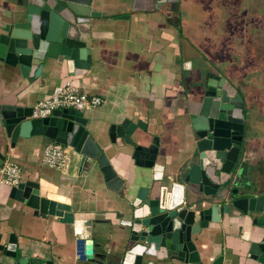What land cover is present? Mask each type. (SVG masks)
<instances>
[{
	"label": "crops",
	"instance_id": "0c3cea01",
	"mask_svg": "<svg viewBox=\"0 0 264 264\" xmlns=\"http://www.w3.org/2000/svg\"><path fill=\"white\" fill-rule=\"evenodd\" d=\"M134 1H77L88 7L91 18L81 26L91 50V67L84 75H76L62 57L32 66L27 78L19 67L0 65V155L5 157L0 168L5 160L18 165L22 183H37L42 198L69 206L74 219L64 223L56 215L36 214L12 196L13 187L0 183V245L8 247L12 236L18 258L93 264L78 257L83 242L92 238L97 261L121 264L130 245L121 217L127 219L136 191L150 186L153 172L136 165L125 139L114 141L111 135L125 120L142 122L146 130L138 128L132 135L135 145L157 146L165 156V174L174 175L188 152L189 102L211 73L225 77L244 99L240 182L252 197L264 194V91L256 72L264 56V32L257 36L253 23L264 0H179L177 11L170 4L154 3L153 8L147 0L134 8ZM14 2L0 0V33ZM247 23L250 30L244 29ZM68 83L104 101L83 117L124 181V196L107 187L94 162L81 164L72 148L68 167L57 170L41 162L52 143L46 137L20 138L12 145L6 123L33 119L37 104ZM263 234L251 217L234 209L193 239L204 264L219 257L223 264H258L250 249ZM12 261L0 251V264Z\"/></svg>",
	"mask_w": 264,
	"mask_h": 264
},
{
	"label": "water",
	"instance_id": "95a60500",
	"mask_svg": "<svg viewBox=\"0 0 264 264\" xmlns=\"http://www.w3.org/2000/svg\"><path fill=\"white\" fill-rule=\"evenodd\" d=\"M78 0H15L10 15L1 27L0 65L19 67L27 78L32 66L41 67L48 58L62 57L76 75L91 67V50L82 39V25L91 22L90 10ZM143 0H135L134 8ZM149 4H170L179 10V0H147ZM83 4V5H81ZM176 7V9H175ZM124 18V17H121ZM61 92L59 89L54 97ZM189 102L190 136L188 152L180 169L165 174V156L155 145H135L132 135L145 124L125 120L111 137H121L133 148L138 167L153 172L150 186L140 187L127 219L120 225L129 235V250L121 264H156L160 261L180 264H204L194 237L232 210L251 217L264 233V194L252 197L241 186V155L245 141L246 115L242 95L225 78L211 73L198 84ZM83 113L56 110L45 119H27L6 123V132L15 146L20 138L42 136L64 148H72L81 164L92 161L104 175L107 187L125 195L120 179L86 128ZM116 140V139H115ZM114 140V141H115ZM0 159L5 157L0 155ZM12 196L33 208L36 214L56 215L64 223H73L71 208L42 198L37 183H21ZM1 239V238H0ZM82 259L88 263L106 264L95 259L94 239L83 242ZM0 251L12 264H54L38 258H18L16 240L11 236L8 247ZM252 259L264 264V234L250 249ZM211 264H223L219 257Z\"/></svg>",
	"mask_w": 264,
	"mask_h": 264
},
{
	"label": "built area",
	"instance_id": "2783aa9c",
	"mask_svg": "<svg viewBox=\"0 0 264 264\" xmlns=\"http://www.w3.org/2000/svg\"><path fill=\"white\" fill-rule=\"evenodd\" d=\"M102 98L97 96H89L82 93L72 83H68L57 97L41 101L34 109L33 118L45 119L52 116L56 110H74L81 113L96 109L103 105ZM68 148H64L54 142L50 143L41 154V162L43 165L57 170H65L69 165ZM0 183L9 187H18L22 183V173L18 165L5 160L0 168ZM83 245L79 251V258L83 256Z\"/></svg>",
	"mask_w": 264,
	"mask_h": 264
},
{
	"label": "flooded vegetation",
	"instance_id": "af4514ba",
	"mask_svg": "<svg viewBox=\"0 0 264 264\" xmlns=\"http://www.w3.org/2000/svg\"><path fill=\"white\" fill-rule=\"evenodd\" d=\"M264 10L262 9L260 13H258V16H256V19L253 17L254 21V25H255V31L254 33H257V36L258 35H261L259 33H261L262 31L264 32ZM244 29L246 30H250V28L248 27V23L244 26ZM253 30V29H252ZM258 63V67H257V71L258 72V75L259 77H263L262 74H264V56L260 58L259 62Z\"/></svg>",
	"mask_w": 264,
	"mask_h": 264
},
{
	"label": "rangeland",
	"instance_id": "374dc122",
	"mask_svg": "<svg viewBox=\"0 0 264 264\" xmlns=\"http://www.w3.org/2000/svg\"><path fill=\"white\" fill-rule=\"evenodd\" d=\"M186 7H187L186 5L185 6L184 5L182 6V14H183V16H184V12L186 10ZM259 41H261V40L259 39ZM262 75H263V77H261L258 81H260V83L262 84V88H263V91H264V74H262ZM263 160H264V157H263Z\"/></svg>",
	"mask_w": 264,
	"mask_h": 264
}]
</instances>
